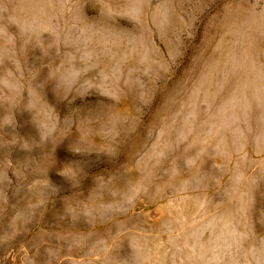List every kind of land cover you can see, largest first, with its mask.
I'll return each instance as SVG.
<instances>
[{"label": "rangeland", "instance_id": "rangeland-1", "mask_svg": "<svg viewBox=\"0 0 264 264\" xmlns=\"http://www.w3.org/2000/svg\"><path fill=\"white\" fill-rule=\"evenodd\" d=\"M0 264H264V0H0Z\"/></svg>", "mask_w": 264, "mask_h": 264}]
</instances>
